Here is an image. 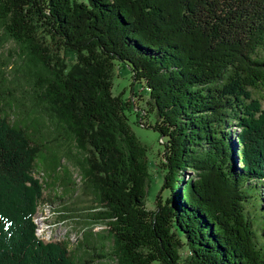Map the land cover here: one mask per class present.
I'll list each match as a JSON object with an SVG mask.
<instances>
[{
  "label": "trees",
  "instance_id": "obj_1",
  "mask_svg": "<svg viewBox=\"0 0 264 264\" xmlns=\"http://www.w3.org/2000/svg\"><path fill=\"white\" fill-rule=\"evenodd\" d=\"M4 41L0 264H264L250 211L264 210V0H0ZM115 62L147 92L155 122L138 124L164 146L169 196L154 210ZM59 185L65 211L103 226L80 254L36 236L44 188Z\"/></svg>",
  "mask_w": 264,
  "mask_h": 264
},
{
  "label": "rangeland",
  "instance_id": "obj_2",
  "mask_svg": "<svg viewBox=\"0 0 264 264\" xmlns=\"http://www.w3.org/2000/svg\"><path fill=\"white\" fill-rule=\"evenodd\" d=\"M15 45L12 41H4L0 47V53L4 56L13 53ZM10 71V67L7 68ZM122 94L124 100H130L134 106L132 111H127L126 117L130 128L138 141L146 148V160L148 167V181L145 195V207L147 210H154L157 197L160 195L162 200H165L169 196L168 190H162L164 181V169L160 168V163L163 161L164 146L159 140V133L152 129L144 128L138 124L139 119L142 122L154 124L155 118L153 115L144 117V113L141 111L147 110L146 101L148 94L143 88L142 84L131 85V72L128 66L115 62L114 75L112 78V95L118 96ZM262 107L264 108V100L262 101ZM139 115V118H138ZM231 129L235 130V126L232 124ZM66 168L71 177H67L68 180L74 181L79 184L78 170L72 166L71 163L63 161L62 169ZM41 167L35 171V178L40 182L48 177L46 174H42ZM67 176V175H66ZM191 176V175H189ZM65 179V174L62 175ZM66 178V179H67ZM53 179H47V183ZM46 183V184H47ZM260 189V188H259ZM261 198L264 197V189H262ZM60 198L61 200H59ZM70 199L66 198L63 194L61 186L50 188H44V201L38 206L37 212L33 218L36 225V236L44 243H65L71 252L81 253L77 251L79 243L82 241V232L85 230L92 232H101L102 225L92 224L86 225L77 217H72L67 211L66 207H69ZM254 204H260V201L253 202ZM251 215L254 218V223L260 227L262 234L264 233V210L258 206L251 208ZM63 217V218H62ZM105 235V234H104ZM110 248L111 242L107 244ZM156 264V263H155Z\"/></svg>",
  "mask_w": 264,
  "mask_h": 264
}]
</instances>
